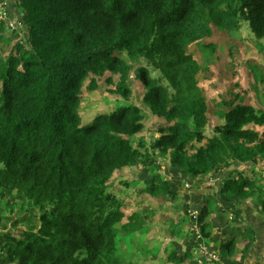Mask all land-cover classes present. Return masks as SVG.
I'll use <instances>...</instances> for the list:
<instances>
[{
  "label": "trees",
  "instance_id": "trees-1",
  "mask_svg": "<svg viewBox=\"0 0 264 264\" xmlns=\"http://www.w3.org/2000/svg\"><path fill=\"white\" fill-rule=\"evenodd\" d=\"M16 3L28 41L16 43V51L0 59V200L7 196L12 207L21 203L31 222L20 228L19 237L2 234L1 264H129L116 253L114 226L130 233L145 224V215H125L111 179L155 151L167 153L170 166L188 178L217 177L225 201L258 191L257 180L237 166L264 158V110L239 98L222 101L226 107L207 134L201 64L186 47L210 38L211 22L234 30L247 21L256 37H264V0ZM5 22L0 21V32ZM201 49L213 52L214 46ZM119 53L145 64L134 67ZM106 71L117 76L111 93L122 101L133 81L140 80L144 102L168 122L145 152L134 143L144 128L136 105L124 102L81 124L82 88L94 91L97 76ZM151 180L145 187L150 195L174 197L167 180L157 175ZM261 208L264 213L263 198ZM207 212V206L199 209L203 233ZM255 235L250 226L232 229L219 245L220 257L237 264L235 258L245 253L238 242H253ZM180 259L174 254L166 258Z\"/></svg>",
  "mask_w": 264,
  "mask_h": 264
},
{
  "label": "rangeland",
  "instance_id": "rangeland-1",
  "mask_svg": "<svg viewBox=\"0 0 264 264\" xmlns=\"http://www.w3.org/2000/svg\"><path fill=\"white\" fill-rule=\"evenodd\" d=\"M2 7L12 13L3 20L6 22L3 24L4 30L0 32V59L11 51L15 52L16 43L27 44L28 41L26 27L20 28L19 16L22 10L16 0H5ZM211 26L213 35L202 43L205 47L206 44L213 45V52L202 50L204 45L201 43L186 47L201 64L198 79L208 105L210 124L206 129L207 134L218 123L217 112L226 107L222 101L239 98L244 103H251L264 110V37H256L247 21H241L234 30L219 28L212 22ZM119 55L134 67L138 62L145 64L142 58L132 61L124 53ZM109 76L111 82L106 81ZM97 84L94 91L82 88L79 109L81 124L90 122L97 114L118 108L124 102L136 105L143 114L144 128L134 137V143L139 144L145 152L150 139L158 136L159 128L168 125L163 117L153 114L144 102L146 88L140 80L133 81L129 97L122 101L111 93L118 85L116 75L106 71L97 76ZM154 154L144 163L140 161L135 166L117 171L111 179V189L121 200L125 215L133 211L145 215V224L130 233L121 232L119 224L114 226L117 232L116 253L121 259L129 264H231L230 259L220 257L215 246L220 245L232 229L250 226L257 229V237L264 241V231L261 230L260 235L258 228L261 220L264 221L261 208L264 194L263 157L256 165L237 166L245 176L257 180L258 191L247 199L233 196L231 201H225L221 198L217 177L188 178L185 173L170 166L167 153L155 151ZM156 175L167 180L173 198L152 196L145 190ZM7 201V196L0 200V237L7 232L19 237L20 228L27 227L31 222L30 211L26 207L22 209L21 203L9 206ZM186 206L187 210L184 211ZM204 206L208 210L205 215V233L201 231L197 215L198 233L193 235L190 230L191 214L196 211L199 214V209ZM254 242L241 240L236 247L245 250L246 246H253ZM186 253L188 256L184 257ZM170 254L181 256L179 263L167 261ZM242 259L243 256L238 254L234 262L240 264Z\"/></svg>",
  "mask_w": 264,
  "mask_h": 264
},
{
  "label": "crops",
  "instance_id": "crops-1",
  "mask_svg": "<svg viewBox=\"0 0 264 264\" xmlns=\"http://www.w3.org/2000/svg\"><path fill=\"white\" fill-rule=\"evenodd\" d=\"M4 11L6 12V15H9L10 13H12L11 10H9L8 12L7 8H4ZM262 198L264 199V194ZM258 225H256L255 228L258 226L259 234L262 235L260 231L261 230L264 231V221L261 220V222ZM256 234H257V229H256ZM225 235L226 234H224V236ZM224 239H226V236L224 237ZM215 247L216 249H219V245H216ZM245 250H248V251H246L243 254L244 260L242 259L243 261H241L240 264H264V241L260 240L259 237L256 236V240L253 243V246H246Z\"/></svg>",
  "mask_w": 264,
  "mask_h": 264
},
{
  "label": "built area",
  "instance_id": "built-area-1",
  "mask_svg": "<svg viewBox=\"0 0 264 264\" xmlns=\"http://www.w3.org/2000/svg\"><path fill=\"white\" fill-rule=\"evenodd\" d=\"M6 18H7L6 12L3 9H0V20H5ZM197 215H198L197 211H196V213L191 214L192 219L190 222V227L192 226V228L190 230L193 232V235L198 233V231L196 229V227H197Z\"/></svg>",
  "mask_w": 264,
  "mask_h": 264
},
{
  "label": "clouds",
  "instance_id": "clouds-1",
  "mask_svg": "<svg viewBox=\"0 0 264 264\" xmlns=\"http://www.w3.org/2000/svg\"><path fill=\"white\" fill-rule=\"evenodd\" d=\"M212 27V26H211ZM213 30V29H212Z\"/></svg>",
  "mask_w": 264,
  "mask_h": 264
}]
</instances>
